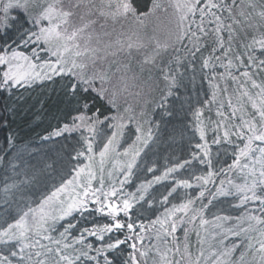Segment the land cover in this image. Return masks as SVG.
<instances>
[{
  "label": "trees",
  "instance_id": "1",
  "mask_svg": "<svg viewBox=\"0 0 264 264\" xmlns=\"http://www.w3.org/2000/svg\"><path fill=\"white\" fill-rule=\"evenodd\" d=\"M128 1L127 15L106 17L83 1L39 0L65 14L79 42L58 51L42 32L53 12L0 0V52L25 54L39 75L8 91L0 62V264L17 247L6 233L16 213L54 206L62 213L44 227L64 233L43 244L59 243V264H101L103 253L105 264H133L125 227L102 232L113 225L108 216L89 211L63 220L73 193L61 189L70 181L126 186L121 192L135 206L125 225L152 226L191 204L174 244L181 252L188 244L192 264L211 263V214L227 198L253 200L226 224L239 238L258 225L248 210L264 211V154L243 171L233 163L243 130L260 125L254 106L264 99V0ZM164 22L170 26L162 29ZM210 115L219 119L211 123ZM106 145L128 150L116 155ZM62 168L69 177L48 186ZM158 235L161 247L146 250L147 264H162L174 245Z\"/></svg>",
  "mask_w": 264,
  "mask_h": 264
},
{
  "label": "rangeland",
  "instance_id": "2",
  "mask_svg": "<svg viewBox=\"0 0 264 264\" xmlns=\"http://www.w3.org/2000/svg\"><path fill=\"white\" fill-rule=\"evenodd\" d=\"M24 5L30 9H45L47 12H53V16L47 19L46 24H44L42 32L53 38V48H57L58 51L65 47V50L72 49L78 46L77 41H72V35L68 29V20L64 13L53 8L55 4H39V0H20ZM78 2L83 1L86 6H93L95 13H102L106 17H120L125 16L129 13L130 5L128 0H77ZM72 23V22H71ZM170 24L164 22L162 24V29L169 27ZM70 28V27H69ZM56 51V50H55ZM44 51L41 50L40 53ZM157 49H154L155 56L157 54ZM44 52L43 54H45ZM158 55V54H157ZM0 62L4 64L7 68L5 84L8 91L14 89L19 85H23L26 82L35 78L38 79L39 75H36L34 71L35 63H33L25 54L22 53H6L3 54L0 52ZM56 64V62L54 63ZM55 69V66L52 67ZM51 68V69H52ZM261 101V100H260ZM256 103L255 108L259 109V121L260 124L257 127V124L252 122V126L248 125L245 130H243V135L240 137L242 144V149L238 150V155L235 158L233 166L239 168L240 171L247 169L249 166L256 165V163L262 162V154H264V99L261 102ZM262 106V108H258ZM258 106V107H257ZM209 119L214 122L219 118L217 115L209 116ZM227 121V120H226ZM225 121V122H226ZM255 124V125H254ZM64 146V145H63ZM105 149L111 148V152L115 153H127V146L125 145H106ZM260 159V160H259ZM258 160V161H256ZM139 162L143 164V157L139 158ZM256 162V163H255ZM150 168L147 169V172H150ZM72 171V170H71ZM228 171H224L220 177L227 175ZM70 169H60L53 175V180L48 183V186H52L55 180L59 178L69 177ZM65 176V177H64ZM260 179L264 178L262 175ZM68 182L61 190L62 194H69L72 192V197L69 201L68 207L64 214L65 219H69L74 214H79L80 217L83 216L85 212L96 211L98 214L108 216L113 225L102 229V232H117V229L120 227H125L126 235L128 240L131 242L134 253L132 257L133 264H147L145 259L146 250L148 251H157L160 249L161 243L157 242V239L160 235L165 234L168 237V241L173 245L176 243V235L181 226H183L187 219V212L189 210V204L187 207H178L174 210L173 214L164 219L161 223L152 225V226H135L130 224V222L125 225L121 221L123 217L129 215L132 208L135 206L133 198H130L126 193L121 192L126 186L120 188H111V189H102L101 186H95V181H88L85 184L81 182L71 183ZM72 184V188L68 189V186ZM60 192V193H61ZM228 196H226L227 198ZM240 199L233 200L229 197L226 201H229V204L224 208L215 210L212 212L211 217V227L208 230L213 232L208 234L206 244L210 245L208 258L211 260L210 264H264V240L261 238L259 241L252 240L251 232H258L259 234L264 233V211L257 212L254 209L248 211H254L255 216L258 218V225L251 227L252 231L250 234L244 232V237L239 238L237 233L234 232L230 226H227V222L234 220V215L239 211L245 209L244 207L252 203V199L248 197L239 196ZM248 199L243 201V199ZM225 201V202H226ZM237 201V202H236ZM29 211V212H28ZM245 211V210H244ZM257 212V213H256ZM5 213L10 214V211H5ZM62 211L59 207H48L43 210H19L17 214L18 221L9 226L6 233L10 237L11 244H16V248L11 250V253L8 258L3 259L1 264H59L61 258L59 257L60 245L58 242H54V247L52 249L49 245H44L43 241L45 239L52 240V237L55 239L56 234H62L64 232H57V228L53 226L44 227V225H51L52 222L57 220ZM194 220L191 221L190 225L186 228V234L184 239H187L190 235L191 228L193 226ZM215 223H217L215 225ZM204 229V225L201 227ZM199 229V232L200 233ZM95 232L91 233V236H95ZM85 241V240H84ZM83 241V242H84ZM212 241V242H211ZM213 243V245H211ZM8 244L6 247L11 246ZM152 244V245H151ZM5 249L7 250V248ZM175 247V248H174ZM157 248V249H156ZM9 250V249H8ZM37 253H34L36 252ZM259 252V253H258ZM262 254V255H261ZM91 252H88L86 256H90ZM85 256V257H86ZM101 258V264H105V254H100L98 256ZM225 258V260L222 259ZM93 264H100V260H95ZM218 259V260H217ZM213 260H215L213 262ZM162 264H192V258L189 252L188 244L185 243L183 251L181 252L178 247L173 245L171 247V252L168 256V259L159 258ZM213 262V263H212ZM74 264V261H72Z\"/></svg>",
  "mask_w": 264,
  "mask_h": 264
}]
</instances>
